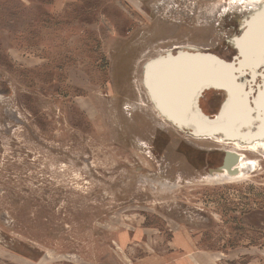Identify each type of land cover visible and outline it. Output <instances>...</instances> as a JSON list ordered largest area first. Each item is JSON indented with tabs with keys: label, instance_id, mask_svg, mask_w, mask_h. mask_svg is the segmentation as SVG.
Masks as SVG:
<instances>
[{
	"label": "rangeland",
	"instance_id": "obj_1",
	"mask_svg": "<svg viewBox=\"0 0 264 264\" xmlns=\"http://www.w3.org/2000/svg\"><path fill=\"white\" fill-rule=\"evenodd\" d=\"M255 1L0 0V264H264V148L167 121L171 62L154 94L145 79L181 52L231 61ZM244 90L198 108L220 127L238 111L247 143ZM225 152L249 160L239 177L209 173Z\"/></svg>",
	"mask_w": 264,
	"mask_h": 264
},
{
	"label": "bare ground",
	"instance_id": "obj_2",
	"mask_svg": "<svg viewBox=\"0 0 264 264\" xmlns=\"http://www.w3.org/2000/svg\"><path fill=\"white\" fill-rule=\"evenodd\" d=\"M247 13L248 16L254 19H252L248 23V27L244 33V37L240 42V44L238 45L239 54L242 58V60L240 61V67L244 69L247 67H252V68L255 67L257 64H259V62L262 59L261 54H262V50L264 49V0H256L254 2V6L251 7L250 11ZM181 53H183L181 54V56H185V54H187L186 52H181ZM181 56L177 58L178 62H174V63L171 62L172 64L170 66H169L170 61L168 60L164 62H161V60H159L150 64L146 70L145 79L148 90L154 94L153 92L154 83L157 81L158 77H160L165 72L166 68H168L169 66L168 70H166V72L162 75V81L160 80L161 83L159 84L160 85L159 89L161 92L160 104L162 105L164 111L167 110L169 112H172L174 115L178 117H181L183 115V117L186 118L187 114L189 113L188 106H189V100L191 95L190 92L192 85L194 83L200 82L206 78L211 77L213 73L210 70H208L206 64H204L205 62L200 63L196 60H192L188 58L181 59L182 58ZM228 73H229L228 68L220 69L218 72L219 78L223 80L224 83H226L227 91H230L233 94L237 93V91L239 94L242 93L243 87L231 83V81L228 80ZM234 88H236L237 91H235ZM258 95H259L258 96L259 99L256 104V111L259 114L260 120L258 119L259 123L257 122L258 128L256 129L255 132L256 134L252 133L254 134L255 137L252 141L250 142L246 141L247 143H243L242 141H240V139L235 138V136H238L234 133V128L238 120V119L236 120L238 111L235 112L236 113L235 115L233 114L232 118L227 119V123L224 126H221L224 134L227 133L235 139L231 138V141H228L230 140L229 138L230 136L227 138L228 139L227 140L223 138L224 136H226L224 134H223L224 136L222 137V136H217L216 134L211 135L210 132H202V134L200 135L214 136L212 139L222 142L226 145L231 144L239 151H241L242 148L244 150H250V149L254 150L257 148H264V89ZM234 99L236 100V97H234V95L229 96L230 104L233 102L234 105V101H235ZM247 99H248L247 97H244L242 99L245 105L247 104ZM240 104L241 102L235 101V105L238 106V109L235 106L236 110H239ZM199 110L204 119L206 120L210 119V117L206 115L200 108ZM261 114L263 115L262 118L260 116ZM213 118H216L215 122H217L219 121L220 116L216 114ZM198 132L200 131H197V133ZM246 133L247 132H245V134ZM230 153L237 155V162L234 164L236 167L233 165L234 168H232V170H235L236 173L235 175H231L226 170H224L222 171L221 176L234 179L243 174V170L246 166H248L249 160L244 161L243 155L239 153H235V152H230Z\"/></svg>",
	"mask_w": 264,
	"mask_h": 264
},
{
	"label": "water",
	"instance_id": "obj_3",
	"mask_svg": "<svg viewBox=\"0 0 264 264\" xmlns=\"http://www.w3.org/2000/svg\"><path fill=\"white\" fill-rule=\"evenodd\" d=\"M252 19H254V18H250L249 20H246L244 22V28L245 29H247L248 23ZM245 31L246 30L243 31L242 35L244 34ZM242 35H241V37H242ZM263 50H262V52H263ZM188 53L189 54H185V56H181V54H183V53L171 55V56H168V57L162 59L161 62L168 60V61L174 63L173 62L174 59H176L175 62H178L177 58L181 56V57H183L181 59L188 58V59L196 60L200 63L205 62L204 64H206L208 70H210L213 73V75H211V77L206 78L200 82L194 83L191 87V92H190L191 95H190V100H189L188 111H189V114H192V116H193V119L195 122L194 123L195 127L192 126L187 121V119L183 117V115L181 117H178V116L174 115L172 112H169L167 110L163 111L162 105H161V107L160 106L158 107L156 104V106L160 111L162 110L161 114L167 119V121H169V122H171V123H173L179 127H182V128H184V127L189 128V129L193 130L195 132V134L198 136H200V134H202V132H210L211 135L216 134L218 136H221V135L223 136L224 132H223L222 128L220 126L219 127L213 126L215 124H212L215 122L216 118H212L211 120L210 119L206 120L201 115V112L198 108V98L201 96L202 92H204L205 90H215V91H220V92H223L224 94H227L226 83H224L223 80H221L218 76V72L220 69L228 68L229 69L228 80H230L231 83L237 84L241 87V85H240L241 83L239 82V79L242 76H244L245 74H247L248 72L253 75L255 69L258 68L260 64H262L261 63L262 61L259 62V64H257L255 66L256 68L247 67L244 69V68L240 67L241 56L238 52H237L236 56L231 61H225V60H222V59H220L214 55H210V54L190 53V52H188ZM243 87H246L244 83H243ZM244 93H247V95L245 97L248 98L247 99V105L249 104V106H250L251 93L249 91H247L246 88L244 90ZM249 111H250V115L253 118V116H254V113H252L253 110H249ZM220 113H222V112L220 111ZM215 123L217 124L218 122H215ZM251 123H254V118L251 120ZM210 125H212V126H210ZM197 131H200V132L197 133ZM237 134H238V137L235 136V138L236 137L239 138V137L243 136L244 132L240 128L237 131ZM236 162H237V155L231 154L230 152H225L222 166L220 168L215 169V170H209V173L210 174H213L215 172L221 173L222 171L226 170L229 174L235 175L236 171L232 170V167Z\"/></svg>",
	"mask_w": 264,
	"mask_h": 264
},
{
	"label": "flooded vegetation",
	"instance_id": "obj_4",
	"mask_svg": "<svg viewBox=\"0 0 264 264\" xmlns=\"http://www.w3.org/2000/svg\"><path fill=\"white\" fill-rule=\"evenodd\" d=\"M244 31V30H243ZM242 35V34H241ZM262 64L259 65L262 66L264 64V50L262 52ZM258 67V68H259ZM257 69V68H256ZM256 69H255V73L252 75L251 73H247L245 74V76L248 77L247 82H245V88L247 89L248 87H256V95H258L263 89H264V71L261 73H256ZM252 77H255V79L253 80ZM252 98V95H251Z\"/></svg>",
	"mask_w": 264,
	"mask_h": 264
}]
</instances>
